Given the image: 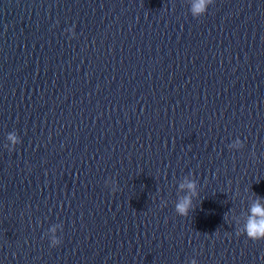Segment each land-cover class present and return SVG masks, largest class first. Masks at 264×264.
I'll return each mask as SVG.
<instances>
[{
	"label": "water",
	"instance_id": "95a60500",
	"mask_svg": "<svg viewBox=\"0 0 264 264\" xmlns=\"http://www.w3.org/2000/svg\"><path fill=\"white\" fill-rule=\"evenodd\" d=\"M192 5L0 0V264H264V0Z\"/></svg>",
	"mask_w": 264,
	"mask_h": 264
},
{
	"label": "clouds",
	"instance_id": "9594fccd",
	"mask_svg": "<svg viewBox=\"0 0 264 264\" xmlns=\"http://www.w3.org/2000/svg\"><path fill=\"white\" fill-rule=\"evenodd\" d=\"M213 3V0H193V12L196 15L204 14L208 10V6ZM67 31L70 35H74L73 29L68 28ZM9 149H13L15 145L20 143L19 137L15 133H8L6 137ZM243 142L240 137L231 140L229 144L230 149H240ZM111 184V191H115V182L108 181ZM181 189L187 188L188 192L180 198L174 205L175 212L180 216H188L191 210L195 207L193 199L198 196L197 181L194 178H186L183 183L179 185ZM237 228V234H244L251 240L264 239V197L253 195L251 199L248 198L246 208H243L239 215L233 216ZM62 232V223L49 225L45 235L48 238L49 246L55 247L61 243V237L57 234ZM187 264H198L195 257L187 260Z\"/></svg>",
	"mask_w": 264,
	"mask_h": 264
}]
</instances>
